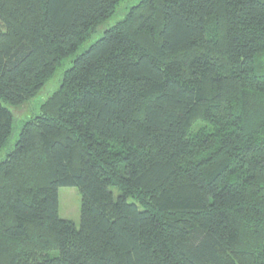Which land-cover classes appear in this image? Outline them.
I'll return each instance as SVG.
<instances>
[{
  "label": "trees",
  "instance_id": "trees-1",
  "mask_svg": "<svg viewBox=\"0 0 264 264\" xmlns=\"http://www.w3.org/2000/svg\"><path fill=\"white\" fill-rule=\"evenodd\" d=\"M123 1L0 0V149ZM0 264H264V0H141L75 57L0 162Z\"/></svg>",
  "mask_w": 264,
  "mask_h": 264
},
{
  "label": "rangeland",
  "instance_id": "rangeland-1",
  "mask_svg": "<svg viewBox=\"0 0 264 264\" xmlns=\"http://www.w3.org/2000/svg\"><path fill=\"white\" fill-rule=\"evenodd\" d=\"M141 0H125L119 4L115 10V14L85 42L77 52L70 58L64 60L56 70L52 79L43 87V89L32 100L18 106H7L13 114V134L9 143L0 149V162L6 157L8 151L14 148L15 143L19 138L21 128L25 121L40 114L41 106L49 98V96L59 87L63 73L72 65L75 57L89 49L91 45L97 42L103 35L105 30L114 26L117 22L121 21L128 11L136 6ZM3 30L2 23L0 22V31ZM201 124L193 127V131H197ZM115 197H118V190L113 188ZM59 195V215L61 219L69 220L75 223L78 227L81 224V194L78 188L75 187H62L58 191Z\"/></svg>",
  "mask_w": 264,
  "mask_h": 264
}]
</instances>
